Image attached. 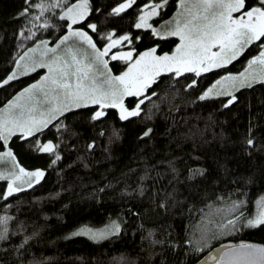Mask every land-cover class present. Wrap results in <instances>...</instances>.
<instances>
[{"label": "trees", "instance_id": "1", "mask_svg": "<svg viewBox=\"0 0 264 264\" xmlns=\"http://www.w3.org/2000/svg\"><path fill=\"white\" fill-rule=\"evenodd\" d=\"M92 2L95 7H103L107 12L121 0ZM147 2L137 0L134 7L126 9L110 25L118 29L117 34L126 30L132 32L133 36L143 37L141 40L133 39L131 46L136 49L134 55L152 44L159 45L160 51H169L177 40L174 36L154 37L150 35L149 29L131 27L140 4ZM22 7L24 0H0V72L7 68L10 60L14 61V53L20 43L29 47L35 43L34 39L29 43L18 38L23 21L16 13ZM175 9L176 0H167L162 14L170 15ZM40 38L39 35L36 37ZM95 38L97 41L102 39L99 36ZM122 43L125 48L128 47L126 41ZM119 48L113 50L119 51ZM258 50V45L249 46L229 64L211 69L199 77L193 72L181 73L180 77L161 73L148 90L168 92L169 96L162 101L159 96L155 97L160 101L159 110L153 109L154 114L148 119L140 114L121 120L118 110L108 107L104 119L95 124H84L73 122V116L78 113L71 110V115L65 114V122L71 124L72 130L78 135H64L63 139L67 143H61L62 157L56 164L50 163L51 153L31 147L34 140L24 138L21 141L20 135L14 134L9 146L13 148L19 163L26 168H44L46 173L38 185L21 189L19 194H12L10 199L0 202V212L4 211L3 203H10L12 207L8 211L14 216L13 225L25 220L28 222V231L32 230V221L42 226L39 238L31 242V248L37 258L41 253L55 258L46 264H112L110 258L121 253L138 257V264H162L160 253L150 256L152 249L148 247V241H141L149 228L155 229L156 239L165 241L186 240L192 234L198 236L200 233L197 229L200 227L212 228L211 242L201 248L199 253H188L187 259L184 253L187 244L175 249L167 243L154 246L162 249L168 264H192L212 247L228 241L234 244L240 241L264 244V222L254 226H239L235 231H226L223 235L212 227L229 218L227 209L218 211L221 204L228 202V199L221 197L229 198V193H232L230 200L245 199L247 203L242 211L247 217L255 212L257 199L264 196V81L257 80L251 85L236 88L232 95H236L237 99L231 104H226L230 96L225 92L204 100L195 99L200 91L224 72L242 71L248 58ZM110 64L116 72L127 65L119 58L110 60ZM32 77L31 73L22 75L7 88L0 86V106L15 94L14 89L19 91ZM193 78L199 81L198 86L191 90L184 89L183 85ZM173 81L180 92L174 99L171 96L172 89L168 87ZM125 101L132 105L135 97H126ZM150 103L151 100L143 105L145 112ZM88 108L94 110V106ZM149 126L153 129L152 133L146 138L141 137L140 133ZM250 126L251 136L259 147L245 151L243 141L249 135ZM101 127L104 128L103 134L100 133ZM113 128L119 129L120 134L109 142ZM38 137L54 139L55 126L50 125ZM93 139L96 144L94 150L89 152L86 143ZM81 154L85 159H80ZM194 155L201 159H194ZM171 157L178 158V173L166 171L168 166L163 162ZM145 164L155 166L152 174L143 181L145 190L143 193L132 192L131 189L136 188L139 182L138 177L145 170ZM194 164L202 166L205 172L189 178L188 169ZM58 168L62 171L58 172ZM128 169L135 170L127 173ZM157 170L162 174L157 176ZM121 174H125L124 179H120ZM113 179H118L119 183L102 193L98 191ZM125 182L130 186L127 193L120 191ZM6 183L5 179H0V188ZM173 188L174 196L167 197V205L161 206L160 200ZM234 189H240L241 192L236 193ZM94 190L97 191L94 193ZM52 193L55 195H50ZM34 197L37 199L34 200ZM129 207L136 209L139 215L129 213ZM118 215L123 218L122 231L112 237L93 241L88 236L76 233V229L84 225L102 228L109 223L110 218L114 219ZM140 225L144 226L143 229ZM69 232L75 234L67 236ZM18 242L17 238L8 243ZM10 255V251L0 250V264H9ZM24 259H29V256L26 255ZM11 264H17L15 258H12Z\"/></svg>", "mask_w": 264, "mask_h": 264}, {"label": "snow or ice", "instance_id": "2", "mask_svg": "<svg viewBox=\"0 0 264 264\" xmlns=\"http://www.w3.org/2000/svg\"><path fill=\"white\" fill-rule=\"evenodd\" d=\"M136 2L137 0H121L105 12L103 7H95L92 0H24V7L16 13L23 21L18 30V38L29 43L34 39L35 43L30 47L25 43L19 44L14 53V61L8 62L7 68L10 70L6 68L0 72V86L7 88L16 77L33 72L41 65L47 71L19 91L14 89L15 94L0 106V161H12L11 170L0 169V177L7 181L6 186L0 188V202L10 199L12 194H19L21 189H31L38 185L46 173L44 168H26L19 163L13 148L9 146L14 134H19L21 141L24 138L34 140L31 147L51 153L50 163L56 164L62 157L61 143H67L63 139L64 135H78L72 130L71 124L65 122L66 113L71 115V110H75L78 115L73 116V122L95 124L106 117V109L112 106L118 109L121 120L138 117L140 114L148 119L153 116V109L159 110L160 101L155 97L159 96L162 101L169 96L168 92L148 90L161 73L180 77L181 73L194 72L199 77L211 69L229 64L249 46L258 45L259 50L248 58L242 71L224 72L200 91L195 99L204 100L226 92L230 96L226 99V104H231L237 99L236 95H232L236 88L251 85L257 80L264 81V0H176V11L166 21H162L160 26H153L150 18L158 16V10L161 6H166L167 0H159L158 3L148 0L147 3L140 4L135 23L131 27L137 30L149 29L150 35L154 37L175 36L179 38V42L175 43L171 51H160L159 45L152 44L134 55L136 49L131 46L133 39L141 40L143 37L133 36L132 32L126 30L117 34L118 29L110 25L126 9L134 7ZM38 35L42 38L36 39ZM97 36L102 39L97 41ZM125 41L127 48L122 43ZM116 45L120 46L119 51L112 50ZM109 58H119L127 63V67L118 73L114 72L109 66ZM198 84L199 81L193 78L183 88L191 90ZM168 87L172 89L173 99L180 94L174 81ZM129 96L135 97L132 105L125 101ZM150 100L148 111L145 112L143 105ZM88 106H94V110ZM169 107H172L171 101ZM50 125L55 126L56 137L46 140L39 138L38 134ZM152 131L149 126L140 136L146 138ZM251 131L250 126L249 135L243 141L245 151L259 147L254 143ZM100 133H104L103 127ZM119 134L120 130L113 128L109 142ZM95 144L94 139L88 141L86 149L89 152L94 150ZM80 159H85L83 154ZM177 159L171 157L163 162L168 166L166 171L178 173ZM194 159L200 160L201 157L194 155ZM153 168L154 165L145 164V170L138 177L139 182L136 188L131 189L132 192H144L146 185L143 181L152 174ZM134 170L128 169L126 172ZM57 171L62 170L58 168ZM204 172L202 166L194 164L188 169V176L191 178ZM161 174L159 170L156 171L157 176ZM124 176L125 174H121L120 179H124ZM118 183V179H113L98 191L102 193ZM120 191H130L127 182ZM174 191L173 188V191L167 192L166 197L160 200L161 206L167 205V197H173ZM233 191L241 192L240 189ZM243 191L246 192V189ZM231 195L229 193V198ZM229 198L221 197L220 199H228V202L221 204L218 209H227L229 218L212 226L220 235L226 231H235L239 226H254L264 222V196L257 199L255 212L247 217L242 211L247 201L243 198ZM211 203L210 201L209 204ZM11 207L12 204L3 203L4 211L0 212V250L11 252L9 264L12 258L16 259L17 264H46L53 261L54 257L44 256L43 253L37 258L31 248V242L38 240L42 226L32 221V230L28 231V222L25 220L13 225L14 216L8 211ZM128 212L139 215L131 207ZM122 223L123 218L118 215L114 219L110 218L109 223L102 228L84 225L76 229V232H83L91 240L100 241L120 233ZM139 227L143 229L144 226ZM197 231L200 233L198 236L192 234L186 240L165 241L156 239L155 229L149 228L141 241H148V247L152 249L150 256L159 252L162 264H168L162 249L154 246L167 243L175 249L187 244L188 247L184 248L187 259L188 253H199L213 238L211 227H200ZM74 234L69 232L67 236ZM17 238L18 243H8ZM26 255L29 256L27 260L24 259ZM110 259L112 264H138V257H129L124 253ZM196 264H264V244L249 241L234 244L228 241L219 246L218 250L213 249L202 256Z\"/></svg>", "mask_w": 264, "mask_h": 264}, {"label": "rangeland", "instance_id": "3", "mask_svg": "<svg viewBox=\"0 0 264 264\" xmlns=\"http://www.w3.org/2000/svg\"><path fill=\"white\" fill-rule=\"evenodd\" d=\"M176 11V9L173 11V12H171L170 13V15L169 16H162L161 18H158V16L159 15H164V14H162V12L161 11H159V14H158V16L157 17H153V18H150V23H152L153 24V26H160L161 25V22L162 21H166L169 17H171L172 15H173V13ZM158 18V19H157ZM175 37V36H174ZM176 43L177 42H179V38L178 37H176ZM50 42H54V41H50ZM118 47V45H116V46H113V48H117ZM113 50V49H112ZM118 50H120V48L118 49ZM164 51H168V50H164ZM169 51H171V50H169ZM139 54V53H138ZM137 54V55H138ZM110 60H113V59H111V58H109V66L113 69V67H112V64H110ZM222 66V65H221ZM127 67V65L124 67V68H126ZM123 70V69H122ZM121 70V71H122ZM47 71V68H45L43 65H41L39 68H37V69H35L33 72H27V73H23L22 75H28V74H33V77H32V79L28 82V83H31L32 81H34V80H37V79H39V77L41 76V75H43V73L44 72H46ZM114 71V70H113ZM114 72H116V71H114ZM119 71H117V73H118ZM194 73V72H193ZM21 75V76H22ZM18 77H20V76H18ZM17 78V77H16ZM226 93V92H225ZM109 107H112V106H109ZM114 108V107H113ZM118 110V109H117ZM11 164H12V161L11 160H3V161H0V169H7V170H11ZM0 179H5L6 180V178H2V177H0ZM257 202V201H256ZM256 207H257V204H256ZM255 210H256V208H255ZM76 233H80V234H83V235H85V236H87L86 234H84L83 232H76ZM89 237V236H88Z\"/></svg>", "mask_w": 264, "mask_h": 264}, {"label": "water", "instance_id": "4", "mask_svg": "<svg viewBox=\"0 0 264 264\" xmlns=\"http://www.w3.org/2000/svg\"><path fill=\"white\" fill-rule=\"evenodd\" d=\"M226 243H222V244H219V245H216V246H214V247H212L210 250H208L205 254H203L202 256H206L209 252H211L213 249H217L218 250V247L219 246H223V245H225ZM201 256V257H202ZM201 257L197 260V261H199V260H201ZM197 261H195V262H193L192 264H196V262Z\"/></svg>", "mask_w": 264, "mask_h": 264}, {"label": "flooded vegetation", "instance_id": "5", "mask_svg": "<svg viewBox=\"0 0 264 264\" xmlns=\"http://www.w3.org/2000/svg\"><path fill=\"white\" fill-rule=\"evenodd\" d=\"M157 3H158V2H157ZM164 8H165V6H161V8H160L158 11H161V12H162V11L164 10ZM162 16H169V14H167V15H159L158 18H161ZM152 18H153V17H152ZM158 18H157V19H158ZM255 54H256V53H255ZM253 55H254V54H253Z\"/></svg>", "mask_w": 264, "mask_h": 264}, {"label": "bare ground", "instance_id": "6", "mask_svg": "<svg viewBox=\"0 0 264 264\" xmlns=\"http://www.w3.org/2000/svg\"><path fill=\"white\" fill-rule=\"evenodd\" d=\"M83 26V25H82ZM20 137V136H19Z\"/></svg>", "mask_w": 264, "mask_h": 264}]
</instances>
